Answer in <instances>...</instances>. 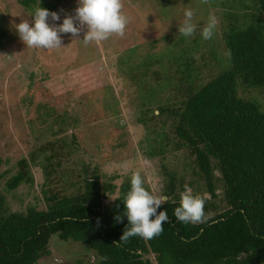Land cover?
I'll use <instances>...</instances> for the list:
<instances>
[{
	"label": "rangeland",
	"instance_id": "374dc122",
	"mask_svg": "<svg viewBox=\"0 0 264 264\" xmlns=\"http://www.w3.org/2000/svg\"><path fill=\"white\" fill-rule=\"evenodd\" d=\"M35 2L26 9L19 0H0L1 28L5 31L0 42V196L4 199L0 208L6 213L26 207L44 210L47 205L44 197L75 195L83 190L82 181L91 179L93 170L99 175V185L106 182L114 186L111 193H105V206L110 205L118 194V186L131 179L135 171H140L144 185L155 195H159L166 182L164 173L174 172L183 185L189 184L194 195H203L208 200L184 150L172 149L176 142L169 126L175 123L173 116L167 113L159 119L150 118L144 126L140 119L144 121L146 114L141 115L138 109L155 110L164 103L172 110L181 105L184 88L179 86L178 68L184 69V62L177 57L184 51L190 52L186 61L190 64L188 90L200 88L222 70L227 64L223 33L236 14L240 15L237 26L249 22L258 9L254 0H209L207 4L201 0H123V12L130 23L122 38L112 36L85 45L82 42L85 28L78 37L62 34V48L55 50L28 48L21 41L16 25L22 21L32 23L31 14L40 7L56 12L60 20L49 18L48 23L59 26L66 16L75 15L79 0L70 4L63 0ZM243 4H251L245 12L240 9ZM186 9L195 12L193 22L197 29L191 37L179 33ZM210 15L217 18L218 24L213 38L206 41L201 31ZM261 21L264 27V17ZM82 74L89 75L87 85L92 87L85 103L77 95L80 92H74L75 88L81 91ZM33 82H40L41 89L52 94L58 89L62 98L71 88L62 103L65 113L54 119L52 113L37 114L36 105L27 96ZM262 95L264 90L237 89V96L255 99L259 104ZM31 111L34 119L29 124L27 117ZM150 115L158 117L156 111ZM38 135L41 138L36 140ZM48 143L61 149L55 150L59 155L51 161V174L46 175L42 166L43 156L51 152L46 148ZM40 148L45 151L36 157L33 165L27 160L28 155ZM159 150H163L162 156ZM20 159L26 160L30 182L5 190V182L17 170L16 162ZM213 176L217 178L218 173L214 171ZM214 188L216 197L208 200L213 206L209 216L225 207L220 182H214ZM48 250V257L36 264L95 261L92 252L83 246L61 242L55 236L50 238Z\"/></svg>",
	"mask_w": 264,
	"mask_h": 264
},
{
	"label": "trees",
	"instance_id": "16d2710c",
	"mask_svg": "<svg viewBox=\"0 0 264 264\" xmlns=\"http://www.w3.org/2000/svg\"><path fill=\"white\" fill-rule=\"evenodd\" d=\"M35 3V0H19L26 9ZM254 4L258 9L247 24L237 26L240 15L236 14L223 33L227 64L222 70L200 88L188 90L190 64L186 61L190 52L184 51L177 57L184 62V69L178 68L179 86L184 88L181 105L172 110L164 103L155 110L138 109L141 115L146 114L144 121L140 119L144 126L150 118L159 119L167 113L173 116L175 123L169 126L176 142L172 149L184 150L194 175L202 181L208 200L216 197L214 182H220L223 210L209 216L205 224L177 221L174 209L179 206L180 193L189 184L183 185L174 172H166V182L159 195L167 196L168 200L157 209V214L167 211L169 217L163 233L152 240L132 237L127 243L116 244L128 227L123 199L130 190L131 179L118 186L117 196L105 206V193H111L114 186L106 182L99 185V175L93 170L91 179H84L83 190L75 195L44 197L47 202L44 210L26 207L6 213L0 208V264H36L48 257V243L53 236L92 252L93 264H264V95L262 104L237 96L238 88L264 90V27L261 21L264 0H254ZM250 5L243 4L241 11L245 12ZM243 16L246 17L245 13ZM33 18L34 13L31 14ZM4 37L0 20V42ZM213 53L210 50L215 59ZM88 78L89 75L82 74L81 91L74 89L80 92L77 95L84 103L92 93V87L87 85ZM40 84L33 82L27 90L31 103L36 105V113L47 116L52 113V119L65 113L62 103L67 100L71 88L62 98L58 89L52 94L41 89ZM153 111L158 117H149ZM31 114L32 111L27 117L29 124L34 119ZM39 137L41 135L35 137L36 140ZM46 148L51 152L43 156L42 170L48 175L53 169L51 161L59 155L55 150L61 147L48 143ZM41 149L29 153L27 160L33 165L36 157L45 151ZM159 154L162 156L163 150H159ZM16 167L15 173L5 182V190H13L21 182H30L26 160H18ZM214 171L218 173L217 178L213 176ZM1 198L0 207L4 200ZM205 200L208 215L213 206ZM117 216L121 217L120 222ZM104 257L107 259H102Z\"/></svg>",
	"mask_w": 264,
	"mask_h": 264
},
{
	"label": "clouds",
	"instance_id": "9594fccd",
	"mask_svg": "<svg viewBox=\"0 0 264 264\" xmlns=\"http://www.w3.org/2000/svg\"><path fill=\"white\" fill-rule=\"evenodd\" d=\"M207 4L209 0H201ZM123 0H79V7L75 9L74 16H66L59 26L48 23L60 20L56 12H49L38 7L35 10L32 23L22 21L16 25V31L21 41L28 48L41 50H55L62 48V34H71L78 37L82 30L87 29L82 42L100 43L112 36L123 37L130 18L123 12ZM195 12L186 9L184 20L179 27V33L184 37L195 34L197 25L194 23ZM218 20L214 15L208 17L206 25L201 31L204 40H211L215 34ZM168 197L155 195L144 186V179L140 171L131 175L130 190L123 199L124 216L128 221V227L120 237V242L127 243L132 237H140L144 240H152L159 237L164 231V224L169 223L167 211L157 209L166 204ZM205 197L193 194L191 187L185 185L180 194L179 206L174 209V216L182 224H205L209 215L205 213ZM154 217V218H153ZM116 220L121 221L117 216ZM102 259H107L106 257Z\"/></svg>",
	"mask_w": 264,
	"mask_h": 264
}]
</instances>
